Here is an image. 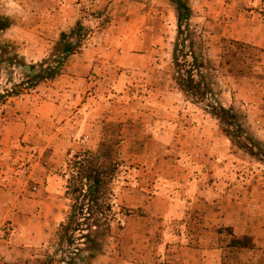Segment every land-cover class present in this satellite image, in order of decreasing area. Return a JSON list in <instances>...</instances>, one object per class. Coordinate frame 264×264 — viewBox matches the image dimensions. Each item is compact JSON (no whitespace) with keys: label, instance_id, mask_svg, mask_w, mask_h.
<instances>
[{"label":"rangeland","instance_id":"obj_1","mask_svg":"<svg viewBox=\"0 0 264 264\" xmlns=\"http://www.w3.org/2000/svg\"><path fill=\"white\" fill-rule=\"evenodd\" d=\"M176 1L0 0V20L10 23L0 32V95L19 91L0 100V181L17 195L43 196L53 180L52 239L14 264H108L140 251L166 261L173 245L192 244L198 203L181 200L180 219H162L132 195L146 204L158 193L197 191L212 213L207 226L222 232V264H264V0H185L193 42L185 50L235 115L245 149L226 136L209 101L188 100L174 81ZM77 25L85 35L59 74L21 85L23 66L57 54L61 35ZM100 149L120 155L109 186L115 221L99 246L73 256L59 234L73 205L67 180L76 154ZM233 238L252 243L231 248ZM134 241L152 245L137 250Z\"/></svg>","mask_w":264,"mask_h":264},{"label":"trees","instance_id":"obj_2","mask_svg":"<svg viewBox=\"0 0 264 264\" xmlns=\"http://www.w3.org/2000/svg\"><path fill=\"white\" fill-rule=\"evenodd\" d=\"M175 8L178 37L173 54L174 81L188 100L197 104L209 101V113L227 125L223 128L226 136L232 142L234 141L233 143H236L238 148L245 149L240 142L244 131L237 124L235 115L224 104L217 101L211 85L203 76V64L199 61L200 59L195 56L193 50H185V41L189 40V44L193 43L188 25L191 10L185 4V0H177ZM9 27L8 19L0 20V32ZM84 31L81 26L77 25L68 33L61 35L56 50L57 54L42 60L39 64L24 65L26 81L21 85L31 88L57 76L66 59L74 54L75 48L78 47V44H73V40L77 38L79 43L85 35ZM18 92L0 95V100ZM103 146L102 144L101 147ZM73 160L72 174L68 178L66 186V194L72 198L73 205L66 222L60 225L59 234L61 241L75 247L72 255L77 256L99 246V238L110 231L115 221L116 212L110 198L112 195L109 186L121 167V160L118 150L111 149H100L98 155L89 151L76 154ZM217 233L221 235L222 232ZM251 243L248 239H244L242 242L238 238H233L230 247L247 249Z\"/></svg>","mask_w":264,"mask_h":264},{"label":"crops","instance_id":"obj_3","mask_svg":"<svg viewBox=\"0 0 264 264\" xmlns=\"http://www.w3.org/2000/svg\"><path fill=\"white\" fill-rule=\"evenodd\" d=\"M166 117L171 119L170 116ZM166 133L168 131L164 129L162 134ZM178 137L180 139L181 136ZM1 170L0 178L2 179ZM49 180L50 184L47 183L45 188L47 192L43 196L42 194L39 196L35 194L17 195L10 185L11 181L7 185H3L0 181V263L14 264L21 259L35 258L41 249L48 247L54 229L52 206L49 203L53 198V180L51 178ZM132 196L136 200L141 199L142 207L148 215H155L162 219H180L179 203L181 200L198 203L195 205L197 210H192L200 217L198 223L194 225L195 229L193 228L194 232L198 229V233L192 235L194 240L190 247L173 245L171 255L166 261L159 262L153 259L151 252L143 251H140V255L137 254L141 259L133 260L132 257H126L125 261L121 262L122 258L116 256L115 261L118 259L122 264H222V249L215 243L219 234L213 231V226L206 224L207 221H212V213L207 207V196L204 192H190L185 196L177 194L173 197L171 194L158 193L155 197H149L150 201L146 204L143 202V194L140 197ZM174 225L176 226L175 222ZM150 245L152 244L148 242L134 241L131 247L139 250L147 249ZM114 260L108 258V264L118 263H114ZM102 261L106 262V260Z\"/></svg>","mask_w":264,"mask_h":264}]
</instances>
